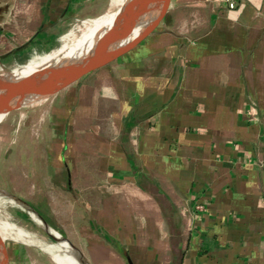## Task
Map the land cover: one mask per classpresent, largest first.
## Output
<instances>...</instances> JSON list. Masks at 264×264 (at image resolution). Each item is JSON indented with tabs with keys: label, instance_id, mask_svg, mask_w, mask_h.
<instances>
[{
	"label": "crops",
	"instance_id": "1",
	"mask_svg": "<svg viewBox=\"0 0 264 264\" xmlns=\"http://www.w3.org/2000/svg\"><path fill=\"white\" fill-rule=\"evenodd\" d=\"M88 1L0 0V71ZM233 1L169 0L139 42L34 103L37 170L67 191L85 264H264V0Z\"/></svg>",
	"mask_w": 264,
	"mask_h": 264
},
{
	"label": "rangeland",
	"instance_id": "2",
	"mask_svg": "<svg viewBox=\"0 0 264 264\" xmlns=\"http://www.w3.org/2000/svg\"><path fill=\"white\" fill-rule=\"evenodd\" d=\"M123 3L89 0L85 7L68 17L56 30V40L51 49L40 47L30 53L26 60L15 61L0 72L19 68L31 59L57 49L63 42L68 43L66 37L77 36L82 21L118 10ZM28 70L29 67L24 72ZM34 103L9 111L0 121V221L7 223L3 226L7 230L3 236L5 238L0 237L7 250L8 264H54L43 246L68 239L67 231L73 214L68 193L49 183V171L37 170L42 152V141L35 138L38 132L37 116L45 103ZM22 115H27V123L23 126ZM18 119L20 123H17ZM38 215L47 218L48 222ZM50 230L58 233L56 240ZM68 247L78 263L85 264L81 252Z\"/></svg>",
	"mask_w": 264,
	"mask_h": 264
},
{
	"label": "water",
	"instance_id": "3",
	"mask_svg": "<svg viewBox=\"0 0 264 264\" xmlns=\"http://www.w3.org/2000/svg\"><path fill=\"white\" fill-rule=\"evenodd\" d=\"M168 4L169 0H127L126 5L123 3L118 8L108 29L83 56L39 67L18 79L3 77L0 72V114L5 115L11 110L45 99L86 73L112 61L154 29ZM149 15V21L144 22ZM136 25L140 26L139 31L127 39ZM0 264H8L7 250L1 237Z\"/></svg>",
	"mask_w": 264,
	"mask_h": 264
},
{
	"label": "bare ground",
	"instance_id": "4",
	"mask_svg": "<svg viewBox=\"0 0 264 264\" xmlns=\"http://www.w3.org/2000/svg\"><path fill=\"white\" fill-rule=\"evenodd\" d=\"M112 1L115 4L123 3V0H112ZM126 3L127 0L124 2V4L126 5ZM116 12L117 10L109 13H105L103 15L97 16L87 21H82V28L78 33V35L77 36L69 35L66 37L68 43L63 42V44H61V46L58 47L57 49L49 53H45L41 56H37L35 59H31L30 61H28L26 64L22 65L19 68L12 69L7 72H2L1 76L10 79H18L39 67L53 65L55 63L56 64L64 63L69 60H73L83 56L93 46L97 38L104 31L108 29V27L111 25V23L116 17L117 14ZM153 12H155V10ZM122 14L123 12H121V15ZM150 17L151 15H149L144 20V22H148ZM139 29L140 26L138 25L134 26L127 39L132 38L139 31ZM28 67L29 70L24 72V70L27 69ZM4 116L5 115L0 114V121L3 119ZM50 232H52L55 236H57L56 238L59 237L56 231L50 230ZM24 233L29 236L28 233L26 232ZM43 248L47 250L48 257L54 264H78L77 261L71 256L69 247L64 240L58 242L57 244L43 246Z\"/></svg>",
	"mask_w": 264,
	"mask_h": 264
},
{
	"label": "built area",
	"instance_id": "5",
	"mask_svg": "<svg viewBox=\"0 0 264 264\" xmlns=\"http://www.w3.org/2000/svg\"><path fill=\"white\" fill-rule=\"evenodd\" d=\"M227 7L232 8L234 6V1L233 0H225Z\"/></svg>",
	"mask_w": 264,
	"mask_h": 264
},
{
	"label": "trees",
	"instance_id": "6",
	"mask_svg": "<svg viewBox=\"0 0 264 264\" xmlns=\"http://www.w3.org/2000/svg\"><path fill=\"white\" fill-rule=\"evenodd\" d=\"M60 29V28H59ZM64 191L67 193V191L64 189ZM39 216V215H38ZM40 217V216H39ZM44 222H48V219L45 217H40Z\"/></svg>",
	"mask_w": 264,
	"mask_h": 264
}]
</instances>
